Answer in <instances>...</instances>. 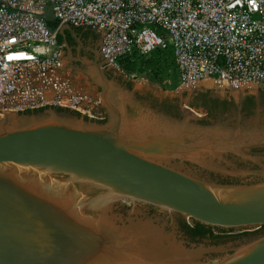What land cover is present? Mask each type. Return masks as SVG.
I'll list each match as a JSON object with an SVG mask.
<instances>
[{
    "label": "water",
    "instance_id": "water-1",
    "mask_svg": "<svg viewBox=\"0 0 264 264\" xmlns=\"http://www.w3.org/2000/svg\"><path fill=\"white\" fill-rule=\"evenodd\" d=\"M64 31L78 44L62 24L63 48ZM97 60L76 58L97 89L102 122L56 108L0 113V264H264V234L207 261L202 253L218 250L185 248L111 213L129 201L210 227L264 225V154L248 153L264 148V114L236 115L233 125L198 123L186 109L172 116L136 99ZM226 157L257 169L227 170ZM183 163L241 182L203 180Z\"/></svg>",
    "mask_w": 264,
    "mask_h": 264
},
{
    "label": "built area",
    "instance_id": "built-area-1",
    "mask_svg": "<svg viewBox=\"0 0 264 264\" xmlns=\"http://www.w3.org/2000/svg\"><path fill=\"white\" fill-rule=\"evenodd\" d=\"M62 24L97 31L102 67L118 73L120 61L167 48L150 27L159 29L176 92L203 81L231 91L264 85V0H0V113L56 108L104 120L99 98L60 74Z\"/></svg>",
    "mask_w": 264,
    "mask_h": 264
},
{
    "label": "rangeland",
    "instance_id": "rangeland-1",
    "mask_svg": "<svg viewBox=\"0 0 264 264\" xmlns=\"http://www.w3.org/2000/svg\"><path fill=\"white\" fill-rule=\"evenodd\" d=\"M150 29H152L155 34L160 36L161 39L164 41V43L167 45V48L163 51V55L165 56L167 60L168 59L172 60L171 51H170V48H168V41L166 37L163 35V33L159 29L157 28L153 29V27H150ZM68 56L70 57V52L68 49H66V53L64 57L61 58L62 69H63V71L61 72L62 77L68 80L74 92H82V93L89 94L90 96L98 97L97 89H95L94 86L90 87L85 77L81 74V69H83V66L80 63L79 64L82 66V68L71 66L72 61H76V58L70 57L71 60H68ZM130 59L135 60V57L132 56L130 57ZM97 61L100 63L102 67L101 61L99 60ZM138 61L134 62V65L130 73H126V72L118 73V72L108 70V69H105V70L109 72L108 75L110 78L115 79L119 84H124L128 88V90L132 91L136 99L140 100L141 102H144L145 104H148L149 102L151 106L152 105L157 106L158 102L163 98H174L178 106H186L187 100L189 99L188 97L192 90L193 91L194 90H207L211 95H214L217 97H224V98L232 97L233 98V94L235 93L249 92L252 88H254L253 86H250L247 88L243 87L242 89H239L237 91H231L221 86H217L209 81L208 84H203V85L198 84L192 89L185 90L183 92H176L171 89L176 84L175 73H174L173 67L167 69V74H169L168 77L166 76L158 80H153L150 76L149 71L147 69H144L139 64ZM126 84H128V86ZM181 94H184V95H181ZM236 115H239L238 112L229 110L228 112H224L217 119L208 121L206 123H201V124H210L214 122L224 121V122H227L228 125H233L235 123L234 118ZM255 115H261V114H258V113L252 114L247 117L246 116L242 117L240 115L239 116H240V120H244L250 117H254ZM251 148H260V152L258 153L249 152ZM251 148L248 149V153L259 154V155L264 154V148L262 147H251ZM221 166L226 168L227 170L230 167L257 169V165L250 161L242 160L239 158H230V157H226L225 163H221ZM182 169L203 180L212 181L210 176L215 175V174L226 176L224 174L216 173L214 171L202 169L200 167L194 166L189 163H183ZM111 213L114 215L115 218H119L120 220L129 218V219H133L134 221H137L138 219H140L142 220V222H146L147 224L156 228L163 235V237H165V239H168L171 242L173 241L175 244L183 245L185 248L196 247V248H202V249L218 250V251H207V252L202 253L201 258L207 261L215 260L219 258L225 255L226 253H228L230 249L236 246L237 244L250 240L255 237L254 235L232 237L230 239H224L218 243L214 242L213 240L209 238H202L200 240L188 241L183 236V234L178 230L177 225H176V219L178 218L173 213L161 211L156 208L150 209L145 204L131 203L129 201L116 202L111 208ZM181 218H182V221L190 224L189 217L181 216ZM231 229L232 230H230L229 232L227 231V232L222 233L220 232V230L212 228L211 233L213 235L217 234V235H225L229 237L232 235L241 234L243 232L246 234H250L256 230V226L231 228Z\"/></svg>",
    "mask_w": 264,
    "mask_h": 264
},
{
    "label": "flooded vegetation",
    "instance_id": "flooded-vegetation-1",
    "mask_svg": "<svg viewBox=\"0 0 264 264\" xmlns=\"http://www.w3.org/2000/svg\"><path fill=\"white\" fill-rule=\"evenodd\" d=\"M83 33H79L77 31H74L76 37L78 38V44L69 36V34L64 35V41L66 44L67 49L70 52L71 58H77L82 57L88 60H92L95 57L100 61L99 56L97 54V48H98V42L100 34L95 30L90 29H84ZM66 53V49L62 47L61 50V58L64 57ZM71 66L73 67H81L77 61H72ZM62 69V68H61ZM107 74H109L108 71H106ZM208 84V83H206ZM200 85H203L200 83ZM184 95V94H181ZM234 97L236 99L234 100ZM186 106H178L176 100L174 98H163L161 99L157 106L162 108L161 104L164 99L169 100L174 104L175 110L171 111L169 113L172 116H180V111L182 109H186L189 112V115H191L193 118L196 119V122L198 123H206L211 120H215L218 117H220L221 114H212L211 110L208 109L209 104H225L226 110L225 112L230 111H236L238 114L242 117H247L252 114H264V90L259 88H252L249 92H238L233 94V98H224V97H217L214 95H211L207 90H192L190 92V95L188 97ZM192 109V110H191ZM163 110V109H162ZM210 178L212 181H218L223 179H235L237 183L241 182V179L238 177H232V176H221L218 174L211 175ZM248 177L244 178V180H247ZM148 208L153 209L154 207L147 205ZM175 216H177L178 219H176V225L177 228L180 225V223L184 222L182 221V218L180 214L173 213ZM179 230V229H178ZM186 240L193 241L189 238H187L185 235H183Z\"/></svg>",
    "mask_w": 264,
    "mask_h": 264
},
{
    "label": "trees",
    "instance_id": "trees-1",
    "mask_svg": "<svg viewBox=\"0 0 264 264\" xmlns=\"http://www.w3.org/2000/svg\"><path fill=\"white\" fill-rule=\"evenodd\" d=\"M46 27L49 30H53L56 27V23L52 22V21H46L45 22ZM72 28V27H71ZM73 31H77L79 33H83L84 31L82 30V28H72ZM68 34L66 31H64V35ZM55 41L57 43H61L62 39L61 37L56 34L55 35ZM139 60V61H138ZM138 61L139 64L144 68L147 69L150 73V76L153 80H158L160 78L163 77H168L169 74H167V69L168 68H172L173 67V62L172 60H167L165 58V56L163 55V50H154L153 52H151L150 54L146 55V56H141V57H137L135 58V60H129V59H124L122 61H120V67L122 72H126V73H130L132 70V67L134 65V62ZM128 86V84H126ZM173 89V88H171ZM162 109L167 112V113H171V111L175 110L174 104L172 102H170L167 99H164L162 104ZM226 105L225 104H209L208 109L211 110L212 114H221L223 112H225L226 110ZM35 111H39V110H35ZM29 111H24L23 113H27ZM249 152L252 153H258L260 152V148H251L249 150ZM217 183L220 184H238L237 181L235 179H223V180H218L216 181ZM215 228L220 230V232H229L230 229H223V228H218V227H210L201 223H198L192 219H190V224L182 222L180 223V225L178 226L179 231L185 235L187 238L191 239V240H200L202 238H209L211 240H213L214 242L218 243L224 239H230L232 237H239V236H245V235H262L264 234V225H260V226H256V230L250 234H246V233H241V234H237V235H232V236H225V235H213L211 233V229Z\"/></svg>",
    "mask_w": 264,
    "mask_h": 264
},
{
    "label": "bare ground",
    "instance_id": "bare-ground-1",
    "mask_svg": "<svg viewBox=\"0 0 264 264\" xmlns=\"http://www.w3.org/2000/svg\"><path fill=\"white\" fill-rule=\"evenodd\" d=\"M209 81H203V82H201V84H206V83H208Z\"/></svg>",
    "mask_w": 264,
    "mask_h": 264
}]
</instances>
